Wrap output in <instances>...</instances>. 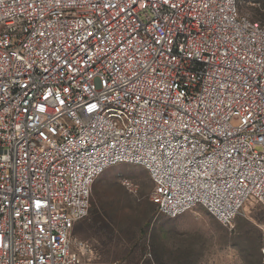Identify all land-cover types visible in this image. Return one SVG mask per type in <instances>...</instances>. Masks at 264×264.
<instances>
[{
    "label": "built area",
    "instance_id": "1",
    "mask_svg": "<svg viewBox=\"0 0 264 264\" xmlns=\"http://www.w3.org/2000/svg\"><path fill=\"white\" fill-rule=\"evenodd\" d=\"M119 165L171 219L264 208V27L238 0H0V264H117L72 232Z\"/></svg>",
    "mask_w": 264,
    "mask_h": 264
},
{
    "label": "rangeland",
    "instance_id": "2",
    "mask_svg": "<svg viewBox=\"0 0 264 264\" xmlns=\"http://www.w3.org/2000/svg\"><path fill=\"white\" fill-rule=\"evenodd\" d=\"M238 12L264 27V0H238ZM145 169L119 165L92 185L87 215L73 240L91 244L102 262L117 264H264V208L246 203L231 227L198 206L176 218L158 213Z\"/></svg>",
    "mask_w": 264,
    "mask_h": 264
}]
</instances>
